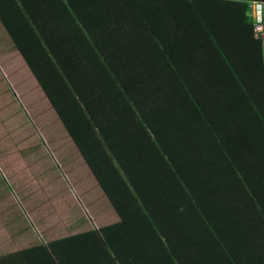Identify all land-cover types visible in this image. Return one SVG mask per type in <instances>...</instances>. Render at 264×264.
Listing matches in <instances>:
<instances>
[{"label": "crops", "instance_id": "obj_1", "mask_svg": "<svg viewBox=\"0 0 264 264\" xmlns=\"http://www.w3.org/2000/svg\"><path fill=\"white\" fill-rule=\"evenodd\" d=\"M207 3L0 0V65L61 172L0 205V264H264V80Z\"/></svg>", "mask_w": 264, "mask_h": 264}, {"label": "rangeland", "instance_id": "obj_2", "mask_svg": "<svg viewBox=\"0 0 264 264\" xmlns=\"http://www.w3.org/2000/svg\"><path fill=\"white\" fill-rule=\"evenodd\" d=\"M12 70L11 66L0 65V205L15 202L25 211L32 205V192H43L45 170L52 169L58 175L61 172L58 158L46 150L43 129H35L32 124L35 114L31 121L29 83L12 77ZM34 140L36 147H32ZM36 173L42 174L37 182L33 179ZM60 183L66 184L62 179ZM42 195L40 202L44 200Z\"/></svg>", "mask_w": 264, "mask_h": 264}, {"label": "trees", "instance_id": "obj_3", "mask_svg": "<svg viewBox=\"0 0 264 264\" xmlns=\"http://www.w3.org/2000/svg\"><path fill=\"white\" fill-rule=\"evenodd\" d=\"M212 1H214L213 4L217 5V7L210 6ZM249 1L250 0H208L207 5H205L203 10L197 15L196 20H200V21L206 20L207 21L206 23H209L208 20H210V23L214 27H219V26L225 27L229 25L231 26L235 25L234 23L235 20L229 23L227 18L217 10H223L224 12L228 13V15L226 16L232 15L233 18L234 16H238V18H236L238 21H240L239 17H241L242 19L244 18L245 22L243 23L238 22V26L242 27L243 25H245L247 27V30L243 28V32L238 33L239 36L237 38H236V34L230 35L228 37L230 38L233 36L230 39H233V41L239 43L243 42L245 44H248L253 42V49L255 53H254V58L251 59L252 60L251 64L247 62L248 71L251 72L252 69L255 70L256 67H258L259 74L264 80V48L261 40L256 38L253 33V20L248 15ZM189 8H192V6L190 5ZM37 78L41 87L43 88V82L39 77ZM261 109L264 110V107H261Z\"/></svg>", "mask_w": 264, "mask_h": 264}, {"label": "built area", "instance_id": "obj_4", "mask_svg": "<svg viewBox=\"0 0 264 264\" xmlns=\"http://www.w3.org/2000/svg\"><path fill=\"white\" fill-rule=\"evenodd\" d=\"M248 15L253 20L254 36L261 40L264 47V0H250Z\"/></svg>", "mask_w": 264, "mask_h": 264}]
</instances>
